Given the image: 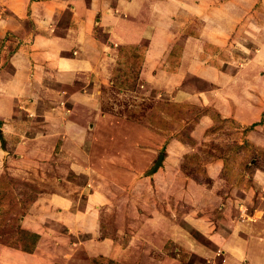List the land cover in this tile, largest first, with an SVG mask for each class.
I'll list each match as a JSON object with an SVG mask.
<instances>
[{
	"label": "rangeland",
	"instance_id": "obj_1",
	"mask_svg": "<svg viewBox=\"0 0 264 264\" xmlns=\"http://www.w3.org/2000/svg\"><path fill=\"white\" fill-rule=\"evenodd\" d=\"M69 18L65 12L60 19L64 24L60 23L65 26ZM130 75L132 80L124 89L114 84L117 78L112 75L95 88L93 83L83 84L81 92L93 96L95 106H87L89 115L82 132L71 129L63 139L58 138L53 120L48 124L36 115L30 117L31 123L19 107L39 109L53 107L52 103L45 99L34 105L27 96L15 102L20 122L24 126L27 119L32 129L22 132L17 127L11 135L17 131L18 136L7 137L6 151L0 149L4 184L19 181L11 190L9 186L2 190L8 198L0 199V204L12 208L5 213L3 207L0 214L1 248L26 253L16 247L14 235L20 227L40 235L28 253L31 264H264V181L253 179L255 170L264 171V148L229 139L238 125L222 118L212 131L231 134L228 139L223 143H216L215 138L197 140L190 130L202 112L198 106L163 98L161 91L141 81L139 75L135 77V69ZM67 101H63L65 106ZM21 135L40 137L20 152ZM171 140L188 151L156 171L176 167L187 179L192 178L203 190L199 203L195 199L177 201V195L166 188L164 171L160 179L147 175L158 156L166 155L165 146ZM22 154L25 160L20 161ZM220 157L232 158L228 167L232 173L228 183L217 181L214 186L205 164ZM243 171L248 181L238 185V191H229L228 184H234V176ZM56 197L72 206L57 204ZM89 206L88 213L95 215L74 231L54 214L60 207L87 211ZM153 213L162 219L153 222L150 218L157 217ZM26 216L31 219L27 225L35 230L23 226ZM105 239L112 240L110 252L103 245ZM246 248L248 257L243 258Z\"/></svg>",
	"mask_w": 264,
	"mask_h": 264
},
{
	"label": "crops",
	"instance_id": "obj_2",
	"mask_svg": "<svg viewBox=\"0 0 264 264\" xmlns=\"http://www.w3.org/2000/svg\"><path fill=\"white\" fill-rule=\"evenodd\" d=\"M65 12L70 18L64 26L60 19ZM143 41L146 46L138 78L161 91L163 98L201 109L191 136L223 143L232 134L229 139L240 145L247 141L264 148V0H0V129L5 146L7 137L18 136L17 131L11 135L17 127L22 132L32 129L27 119L26 128L20 122V109L15 111L21 96L34 105L45 99L54 105L38 109L19 104L31 123L30 117L36 115L48 124L53 120L62 139L71 129L81 133L89 115L87 106H95L93 96L81 92L82 85L90 82L95 88L108 82L118 47ZM175 46L181 48L176 54ZM175 63L176 68L169 69ZM191 80L200 86L196 88ZM216 113L238 127L230 135L212 131ZM32 137L21 138L20 152L40 136ZM33 149L43 153V149ZM165 149L164 168L169 160L177 161L188 151L175 140ZM231 162V157H220L205 164L214 186L217 181L228 183ZM173 170L176 167L153 175L160 179L164 174L166 188L177 195V201L195 199L199 203L203 190L192 178ZM235 177L234 184H228L232 192L248 181L245 171ZM253 179L264 181V171L255 170ZM53 199L61 206L71 205L62 197ZM87 209L60 207L54 214L74 231L95 215L88 213L90 206ZM156 218L150 219L154 222ZM29 220L24 217L23 226L35 230L27 225ZM111 244L112 240L105 239L107 252ZM246 257L247 248L243 251ZM30 258L28 253L0 245V264H31Z\"/></svg>",
	"mask_w": 264,
	"mask_h": 264
},
{
	"label": "trees",
	"instance_id": "obj_3",
	"mask_svg": "<svg viewBox=\"0 0 264 264\" xmlns=\"http://www.w3.org/2000/svg\"><path fill=\"white\" fill-rule=\"evenodd\" d=\"M179 47L175 46V48L173 49L174 54H176L177 52H180L179 50L181 48ZM144 52H145V45H142V44L121 45L118 47V56H117L116 64L112 70V77L114 76L115 78H117L116 79L117 81H114V84L117 87H119L120 89H124L125 87L128 86L129 82L132 80V77L130 74H132V71L134 69L136 73L135 77L137 78V76L139 75L140 69H141L142 62H143ZM173 53H171V55L169 56L170 62H172V59L174 60ZM175 62L178 64L179 62L178 56H175ZM177 64L172 65L171 67H169V69L173 70L174 68H176ZM179 104H182V103H179ZM182 105L186 106V104H182ZM218 118L220 119L219 113H216V115H213V120L215 121V123L218 120ZM18 183H19L18 179H11L10 183L7 182L4 184L3 176L1 175L0 176V199L5 200L6 198H8V195H6L7 193L5 191L2 192L3 188L6 189L7 186H9L8 190H11L13 188L12 185L18 186ZM3 207L7 208L5 213H7V210H10V208H12L9 205L8 207H6L5 204L3 205L0 204V214L2 213V211L5 210V209L2 210ZM24 212H25L24 209L21 210L20 213H18L20 214L19 216L23 215ZM14 217L16 219L15 221H18V215H15ZM2 222H3V217H0V224ZM17 229L18 230L16 231V234L14 235L15 240L17 241L16 247L26 253H32L40 238V235L35 232L24 230L20 227H17Z\"/></svg>",
	"mask_w": 264,
	"mask_h": 264
},
{
	"label": "water",
	"instance_id": "obj_4",
	"mask_svg": "<svg viewBox=\"0 0 264 264\" xmlns=\"http://www.w3.org/2000/svg\"><path fill=\"white\" fill-rule=\"evenodd\" d=\"M5 140H4V137L1 133V129H0V148L3 150V151H6L5 148ZM162 160H163V154H160L158 156V159L155 161L153 167L147 171V175H152L161 165H162Z\"/></svg>",
	"mask_w": 264,
	"mask_h": 264
}]
</instances>
